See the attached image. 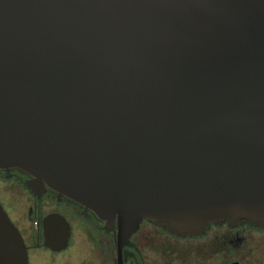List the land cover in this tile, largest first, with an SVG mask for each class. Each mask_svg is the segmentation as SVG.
Returning a JSON list of instances; mask_svg holds the SVG:
<instances>
[{
  "label": "water",
  "instance_id": "1",
  "mask_svg": "<svg viewBox=\"0 0 264 264\" xmlns=\"http://www.w3.org/2000/svg\"><path fill=\"white\" fill-rule=\"evenodd\" d=\"M0 168L120 245L264 227V0H0ZM0 264H28L1 203Z\"/></svg>",
  "mask_w": 264,
  "mask_h": 264
},
{
  "label": "flooded vegetation",
  "instance_id": "2",
  "mask_svg": "<svg viewBox=\"0 0 264 264\" xmlns=\"http://www.w3.org/2000/svg\"><path fill=\"white\" fill-rule=\"evenodd\" d=\"M31 179L0 168V203L28 264H264V227L211 223L202 234L180 236L144 220L120 245L115 227L47 185L31 187Z\"/></svg>",
  "mask_w": 264,
  "mask_h": 264
},
{
  "label": "rangeland",
  "instance_id": "3",
  "mask_svg": "<svg viewBox=\"0 0 264 264\" xmlns=\"http://www.w3.org/2000/svg\"><path fill=\"white\" fill-rule=\"evenodd\" d=\"M203 260V259H202ZM197 263V262H196ZM194 264V263H193ZM198 264V263H197ZM201 264H203V263H201Z\"/></svg>",
  "mask_w": 264,
  "mask_h": 264
}]
</instances>
